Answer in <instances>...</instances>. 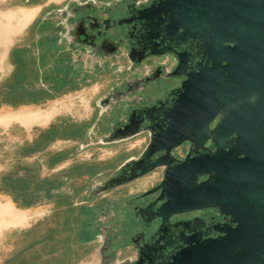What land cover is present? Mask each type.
I'll return each mask as SVG.
<instances>
[{
  "label": "rangeland",
  "instance_id": "1",
  "mask_svg": "<svg viewBox=\"0 0 264 264\" xmlns=\"http://www.w3.org/2000/svg\"><path fill=\"white\" fill-rule=\"evenodd\" d=\"M118 2L0 0V83L14 73L12 49L24 46L25 55L35 53L38 60L34 70H26L30 85L36 80L37 86L52 88L40 103L0 105V181L17 170L42 181L44 193L40 203L25 207L0 190V264H121L135 257L130 239L140 225L128 231L126 211L161 175L145 176L152 178L150 185L135 194L103 190L127 156L141 153L146 140L104 143L110 129L102 133L100 128L104 121L109 127L126 118L128 103L141 91L130 93L125 82L143 78L152 66L131 69L129 61L120 59L125 48L107 54L71 33L87 10ZM30 18L24 31L12 34V26ZM50 32L52 43L45 36ZM73 74L81 78L76 87L66 80L57 91V76ZM106 98L109 102L103 105ZM26 148L30 150L24 154Z\"/></svg>",
  "mask_w": 264,
  "mask_h": 264
},
{
  "label": "water",
  "instance_id": "2",
  "mask_svg": "<svg viewBox=\"0 0 264 264\" xmlns=\"http://www.w3.org/2000/svg\"><path fill=\"white\" fill-rule=\"evenodd\" d=\"M162 5L186 38L203 41L208 59L205 65L198 63V71L185 74L174 101L176 115L167 132L176 140L151 142L140 160L147 159L149 168L109 179L102 189L161 167L160 185L134 204L145 215L154 203L150 220L161 221L159 230L173 215L192 209L217 208L232 223L223 224L218 239L187 248L173 264H264V0H163ZM216 115L217 150L201 152L207 140H191L186 159L178 160L173 149L184 141L180 139L211 135L209 123ZM229 136L236 140H224ZM156 152L160 155L152 159ZM131 163L138 162L127 161L124 167ZM157 190L156 201L142 199ZM140 222L128 219V231Z\"/></svg>",
  "mask_w": 264,
  "mask_h": 264
},
{
  "label": "flooded vegetation",
  "instance_id": "3",
  "mask_svg": "<svg viewBox=\"0 0 264 264\" xmlns=\"http://www.w3.org/2000/svg\"><path fill=\"white\" fill-rule=\"evenodd\" d=\"M119 1L105 9L87 10L83 15L84 20L79 21V24L71 30L76 39L91 47L100 48L107 54H116L120 52V49L125 48L127 52L120 59L129 61L132 64L131 69H144L148 64L152 66L143 80L125 82L127 89L131 90L130 93L138 89L137 87L142 85L140 83L148 82L140 86L139 96L132 99L140 103L135 105L132 101L129 102L128 106L131 107L125 119L113 120L109 127H105V124L109 123L104 121L100 128L102 133L110 129L109 135L104 138L106 140L104 143L135 140L138 137L146 140L141 153L130 159L138 163H131L127 167L122 165L109 179L125 178L132 173H139L142 169L149 168L151 163L149 164L147 159L140 160L151 142L176 140L170 138L167 132L176 115L174 101L181 93L182 84L186 80L185 74L198 71V63L205 65L208 59L201 39L186 38L182 34V29L175 28L170 13L162 10L163 0ZM91 6L93 4H90ZM123 94L121 90L116 93L118 97H122ZM143 96L149 100L144 101ZM108 102L107 98L102 100L103 105ZM219 118V115H216L209 123L212 130L211 135L205 138L188 135L180 139L184 141L173 149L179 154L178 160L186 159L192 146L191 140H207L201 152L217 150L218 145L215 140L221 139L214 136L213 132ZM84 123L87 125L88 120H84ZM166 132L167 136H162ZM197 133L199 134V131ZM224 140H236V137L229 136ZM159 155L160 152L154 153L152 159H156ZM156 172L161 175L160 180L139 196L160 185L163 168H155L145 176ZM109 179L104 182L103 186L108 184ZM159 194L157 190L148 196H143L142 199L154 202ZM162 202L163 200L158 201L155 206ZM153 206L154 203L145 215L143 212L146 210L140 205L137 209L133 206L126 211L130 215L129 219L133 217L135 220L140 219L141 222L140 229L136 231L137 234L135 233L136 237L130 239V242L134 244L132 248L135 249V260L129 263V257H127L121 264H173L174 258L183 254L187 248L206 240L218 239L223 224H232L231 218L220 214L217 208L192 209L173 215L171 221L165 223L159 230L161 221L158 218L150 220ZM152 225L157 226L153 229Z\"/></svg>",
  "mask_w": 264,
  "mask_h": 264
},
{
  "label": "trees",
  "instance_id": "4",
  "mask_svg": "<svg viewBox=\"0 0 264 264\" xmlns=\"http://www.w3.org/2000/svg\"><path fill=\"white\" fill-rule=\"evenodd\" d=\"M45 36L47 40L51 41H48V43L54 42L53 33L50 32ZM25 50L26 47L24 46H16L11 51V58L15 64V70L10 77L0 83V105L11 104L13 106H19L21 104L40 103L44 101L46 93L50 96L52 88H41L34 84V81L36 80L31 81L33 82V86L30 85V81L27 79L29 76L26 70H34L38 64V60L35 53L31 56H26L24 53ZM65 61V58H63L60 63L62 70L67 68ZM66 80H68V83L72 87H76L81 78L80 75L77 74L70 76L58 75L55 82L58 87L57 91L66 84ZM55 129H57V127H55ZM41 139L43 140L42 136L40 140ZM29 150L30 149L26 148L24 154ZM1 179L0 190L11 194L18 205L30 207L41 202L44 193L41 184L42 181L40 182L37 178L33 179L29 177L28 174H22L17 170H12L5 173ZM51 195V189L49 188L47 189V196Z\"/></svg>",
  "mask_w": 264,
  "mask_h": 264
},
{
  "label": "crops",
  "instance_id": "5",
  "mask_svg": "<svg viewBox=\"0 0 264 264\" xmlns=\"http://www.w3.org/2000/svg\"><path fill=\"white\" fill-rule=\"evenodd\" d=\"M30 21H31V18L25 20V23L20 22L19 24L12 26V28H11L12 34L17 35L19 32L24 31L23 29L27 27V25L30 23ZM11 38L13 39V36H11ZM13 44H14V39L12 40V45ZM11 46L9 45V48H11ZM133 157H136V156L134 154H130L129 156H127L123 160V163L126 162L127 160H130ZM151 179L152 178H149V177L139 178V179H136L132 182H129V183H126L123 185H119L115 189H112V190H115L116 193H119V194H121V193L130 194V195L135 194V193L146 190L148 188V186L150 185Z\"/></svg>",
  "mask_w": 264,
  "mask_h": 264
}]
</instances>
